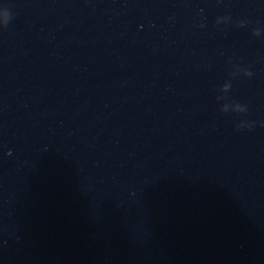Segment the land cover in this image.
Masks as SVG:
<instances>
[{
    "label": "water",
    "instance_id": "water-1",
    "mask_svg": "<svg viewBox=\"0 0 264 264\" xmlns=\"http://www.w3.org/2000/svg\"><path fill=\"white\" fill-rule=\"evenodd\" d=\"M0 264H264V0H0Z\"/></svg>",
    "mask_w": 264,
    "mask_h": 264
}]
</instances>
